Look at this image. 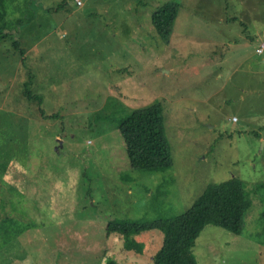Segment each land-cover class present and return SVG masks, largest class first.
Segmentation results:
<instances>
[{
    "label": "rangeland",
    "instance_id": "obj_1",
    "mask_svg": "<svg viewBox=\"0 0 264 264\" xmlns=\"http://www.w3.org/2000/svg\"><path fill=\"white\" fill-rule=\"evenodd\" d=\"M83 1L0 0L23 25L0 21L13 36L0 46V264H153L160 232L132 237L139 253L108 224L180 217L232 178L249 203L242 235L207 227L193 256L264 264V0ZM169 1L180 11L166 42L152 15ZM155 104L174 164L132 170L119 122Z\"/></svg>",
    "mask_w": 264,
    "mask_h": 264
},
{
    "label": "trees",
    "instance_id": "obj_2",
    "mask_svg": "<svg viewBox=\"0 0 264 264\" xmlns=\"http://www.w3.org/2000/svg\"><path fill=\"white\" fill-rule=\"evenodd\" d=\"M179 11V4L169 1L152 15V25L166 42L172 37ZM0 21L3 23L2 28L6 31L22 26L21 20L13 22L11 15L6 13L0 14ZM5 40L13 41L9 34L0 33V46ZM12 47L23 59L25 51L20 49L19 44L13 42ZM23 96L29 101L42 104L41 97L29 90H25ZM40 112L45 118L44 110L40 109ZM118 132L123 138L132 170L166 171L173 166L174 159L166 134L164 109L161 104L133 111L130 116L119 122ZM119 157V162L124 161L125 166L128 167L126 159L124 160V150H120ZM8 171H10L8 161L1 162L0 182ZM248 207L244 182L238 178H232L225 182L208 185L189 210L180 217L133 223L110 222L106 230L108 235L126 239L127 249L130 251L136 249L139 253L143 252V246L132 242L131 238L145 233L160 232L164 241L161 250L153 258V264H197L192 251L203 230L214 227L236 237L241 236ZM262 218L264 220V213ZM3 223L6 224L3 226L8 227L13 224V221L5 219L1 225ZM19 235L22 234L17 236ZM103 264L120 263L108 259Z\"/></svg>",
    "mask_w": 264,
    "mask_h": 264
},
{
    "label": "crops",
    "instance_id": "obj_3",
    "mask_svg": "<svg viewBox=\"0 0 264 264\" xmlns=\"http://www.w3.org/2000/svg\"><path fill=\"white\" fill-rule=\"evenodd\" d=\"M32 2H33V1H32ZM73 2H74V0H73ZM82 2H83V3H82V6H79V7H84V5H87L86 2H84L83 0H82ZM73 4H75V3H73ZM75 6H76V4H75ZM52 7H53V6H52ZM76 7H78V6H76ZM48 8H51V7L48 6ZM59 9H61V8H59ZM59 9H58V10H59ZM42 10L45 11V9H42ZM46 10H47V9H46ZM32 22H33V23L36 22V23L39 24V22H37V21H31L30 23H32ZM40 23H42V22H40ZM38 24H37V25H38ZM21 27H23V25H22ZM39 27H40V24H39ZM18 28H20V27H18ZM14 30H15V29H14ZM14 30H12V31H14ZM12 31H10V32H12ZM52 34H53V33H52ZM52 34L48 35L47 38L51 37ZM9 35H10V34H9ZM10 37H13V36L10 35ZM21 39H22L23 42H27V41H28V40L25 39L24 37H21ZM12 40H13V38H12ZM15 42H16V40H15ZM30 44H31V43H30ZM33 44L35 45L36 43H33ZM28 48H29V47H28ZM31 48H32V47H31ZM40 54H41V52H40ZM40 54H39V55H40ZM24 55H25V59H27V54H24ZM31 55H32V54L28 55V57H30ZM23 60H24V58H23Z\"/></svg>",
    "mask_w": 264,
    "mask_h": 264
},
{
    "label": "built area",
    "instance_id": "obj_4",
    "mask_svg": "<svg viewBox=\"0 0 264 264\" xmlns=\"http://www.w3.org/2000/svg\"><path fill=\"white\" fill-rule=\"evenodd\" d=\"M74 3L78 7L82 6V1L81 0H74ZM263 51H264V45H261L257 52H258L259 55H261V54H263Z\"/></svg>",
    "mask_w": 264,
    "mask_h": 264
}]
</instances>
